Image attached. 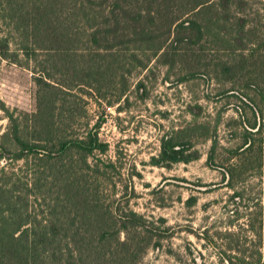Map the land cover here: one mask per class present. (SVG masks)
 <instances>
[{
	"label": "rangeland",
	"instance_id": "rangeland-1",
	"mask_svg": "<svg viewBox=\"0 0 264 264\" xmlns=\"http://www.w3.org/2000/svg\"><path fill=\"white\" fill-rule=\"evenodd\" d=\"M151 1L156 4L145 7L158 15L161 52H139L144 67L101 78V99L96 90L88 89L90 96L75 88L77 97L68 96L62 105L79 112L72 124L76 133L104 118L99 136L108 150L97 158L117 167L106 195L125 206L129 202L163 232L157 236L162 247L151 248L143 264H227L229 257L259 264L264 261V75L260 54L249 51L247 40L264 37V0ZM186 21L200 22L203 36L185 30L179 38L188 40L173 44L177 25ZM242 24L248 32L243 42ZM243 51L248 59L240 56ZM231 61L244 69L224 73ZM37 65L21 53L16 63L0 56V101L23 127L37 107ZM74 78L67 75L66 83ZM9 125L0 108V135ZM64 127L69 130V123L61 119L59 128ZM167 138L188 143L198 159L154 166Z\"/></svg>",
	"mask_w": 264,
	"mask_h": 264
},
{
	"label": "trees",
	"instance_id": "trees-1",
	"mask_svg": "<svg viewBox=\"0 0 264 264\" xmlns=\"http://www.w3.org/2000/svg\"><path fill=\"white\" fill-rule=\"evenodd\" d=\"M146 4L156 3L0 0V56L16 63L21 53L28 61H37L39 71L30 125L23 127L0 101L10 122L0 135V264H143L151 248L162 247L158 237L163 232L154 222L131 209L129 202L125 206L121 199L106 195L117 167L97 158L108 150L99 136L104 118L87 132L76 133L72 124L79 112L62 105L68 96L77 97L76 89L90 96L88 89L96 90L101 99L97 88L101 78L115 77L119 71L129 75L135 67H144L139 52L152 51L154 56L161 52L165 44L157 36L158 15ZM176 28V45L188 40L179 38L182 31L196 30L199 38L203 36L197 21L180 22ZM245 29L246 24L238 28L242 42L247 40ZM13 43L18 48L13 50ZM247 44L249 51L260 54L264 75V37ZM244 53L240 56L248 59ZM40 55L47 60L39 61ZM242 69L243 64L232 61L223 65L229 75ZM70 74L75 78L66 83ZM80 74L83 78L76 79ZM83 112L87 115L85 108ZM61 119L69 123V130L59 128ZM189 146L164 139L152 163L163 167L190 163L199 156L188 152ZM213 160L211 154L209 161ZM189 254L193 256L192 250ZM224 261L239 264L231 257Z\"/></svg>",
	"mask_w": 264,
	"mask_h": 264
}]
</instances>
